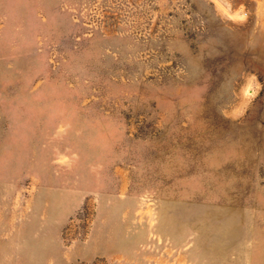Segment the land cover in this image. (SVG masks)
I'll use <instances>...</instances> for the list:
<instances>
[{
  "label": "rangeland",
  "instance_id": "obj_1",
  "mask_svg": "<svg viewBox=\"0 0 264 264\" xmlns=\"http://www.w3.org/2000/svg\"><path fill=\"white\" fill-rule=\"evenodd\" d=\"M0 264H264V0H0Z\"/></svg>",
  "mask_w": 264,
  "mask_h": 264
}]
</instances>
